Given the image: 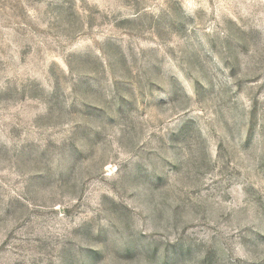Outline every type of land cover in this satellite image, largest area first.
Segmentation results:
<instances>
[{
  "label": "rangeland",
  "instance_id": "374dc122",
  "mask_svg": "<svg viewBox=\"0 0 264 264\" xmlns=\"http://www.w3.org/2000/svg\"><path fill=\"white\" fill-rule=\"evenodd\" d=\"M0 264H264V0H0Z\"/></svg>",
  "mask_w": 264,
  "mask_h": 264
}]
</instances>
